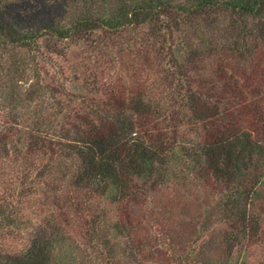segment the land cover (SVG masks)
<instances>
[{
  "label": "trees",
  "instance_id": "trees-1",
  "mask_svg": "<svg viewBox=\"0 0 264 264\" xmlns=\"http://www.w3.org/2000/svg\"><path fill=\"white\" fill-rule=\"evenodd\" d=\"M102 1L96 16L41 22L47 8L39 0L25 24L0 0V154L11 158L15 180L0 199V228L16 225L13 209L40 193L61 217L41 224L21 252H0V264H78L72 218L89 242L107 250L108 262L117 261L122 240L130 247L143 230H165L153 211L177 171L217 191L233 243L263 245L264 50L250 42L248 29L252 22L264 27V0ZM217 15L229 19L227 42L217 43L216 35L207 40L217 44L176 41L184 25L203 26ZM126 30L155 41L145 56L166 65L156 78L147 68L121 65L122 48L108 55L114 35L99 41L100 31ZM77 43L99 52L96 68L85 60V72L73 68L69 45ZM206 50L222 53L216 67L205 63ZM130 68L137 72L127 78ZM200 226L199 238L210 223ZM153 238L173 250L169 235Z\"/></svg>",
  "mask_w": 264,
  "mask_h": 264
},
{
  "label": "rangeland",
  "instance_id": "rangeland-1",
  "mask_svg": "<svg viewBox=\"0 0 264 264\" xmlns=\"http://www.w3.org/2000/svg\"><path fill=\"white\" fill-rule=\"evenodd\" d=\"M37 1L39 0H6V3L7 8L11 6L17 12L16 16L23 23L28 24L31 22L32 12L37 8L34 5ZM42 1H44V4ZM40 2L42 4L40 6L47 8V14L44 13V16L41 17V22L47 20L51 15L55 18H66L71 15H80V13H85V11H92L95 16V13L103 12L102 0H40ZM69 17L65 20L66 23L69 21ZM228 25L229 19L227 17H220V15L211 16L204 20L203 26L194 28L190 24L184 25L181 31L182 34L178 35L179 37L176 38V41H193L194 45L201 43V41L215 43L216 41H209L207 38L216 35L220 41L217 43H224L229 39L227 37L229 33L227 30ZM248 31L255 39V41L252 40L250 42L258 43L257 46H261V49L264 50V27L261 26V22H252ZM141 32L135 33L126 30L109 34L110 32L104 33V31H100L103 38L99 39V41H102V43L109 42L111 41L110 35H114L116 39L112 41L116 42V48L110 50L114 53L108 54L110 57L114 58L119 54H117L119 48H122L124 49V55L119 62L121 65L127 68L134 64L136 67H142V69L147 68L154 77L155 75L158 76L166 68V65H161L163 61H160L159 64L154 62L153 55L149 58L145 56L147 53L145 50L151 47L155 41H145L144 39L147 36ZM201 37L204 39H201ZM69 49V54L72 57L70 64L74 69L77 68L80 74L83 71L85 72L83 60L86 61L85 64L87 66L92 65L94 68L98 66L95 63V58L99 55L98 51H95L94 54L93 52H88L89 48L79 43L69 45ZM219 57H222L220 51H205V63L210 69L217 66L221 59ZM105 62H108V60ZM118 68L120 70L121 66L119 65ZM127 71L128 75L125 77L131 78V75L137 72V69L131 70L130 68ZM79 73H77L78 76H80ZM10 160L11 158L6 154H0V199L5 196V188L11 190L15 183V180H13L14 165ZM216 192L210 186H205L202 189L190 178L183 176L182 173L177 171V178H174V184L164 196L162 195L159 199L160 203L158 202L160 206L155 207V211H153V220L156 222L157 227L160 223L165 228L160 233L170 236L173 250L162 249L161 241H154L153 237L160 234L159 232L150 233L147 230H143L138 235L133 246H127L124 239L119 247H115L117 254V261L115 262L113 260L108 262V257L111 256L108 255L107 250L103 246L98 245L97 241L89 242L72 218L74 229L73 232H69V242L74 243L78 253H82L78 264H188L186 262L188 254H192L195 257V264H264V244H250L248 247L245 244L238 243L236 240L233 243L232 237L227 235L224 215L217 208L218 203L215 202L213 196ZM80 193L76 192L77 195ZM4 198L7 199L6 196ZM51 201L52 199L49 196L40 193L36 198H32L29 203H26L25 206L13 209L12 214L18 217L16 220L17 224L0 228V252L2 254L21 252L41 224L46 223L49 227L59 222L58 219H61L59 211H50L52 209ZM69 213L71 214L72 210ZM114 216L115 213L110 215L111 220ZM205 220L209 221L210 227L206 234L199 238L201 233L200 224ZM104 222L108 223L109 218H105ZM151 236L152 238H150ZM66 247H68V244H66ZM61 249V247L57 248L58 254H62ZM172 251L173 254L171 253ZM178 251L181 252L182 257L178 256Z\"/></svg>",
  "mask_w": 264,
  "mask_h": 264
}]
</instances>
